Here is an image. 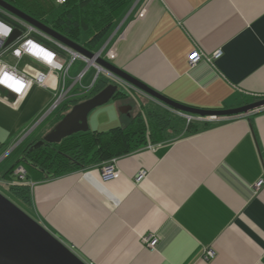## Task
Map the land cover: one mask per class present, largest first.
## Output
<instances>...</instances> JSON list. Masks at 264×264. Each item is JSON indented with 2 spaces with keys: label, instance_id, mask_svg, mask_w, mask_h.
Here are the masks:
<instances>
[{
  "label": "crops",
  "instance_id": "0c3cea01",
  "mask_svg": "<svg viewBox=\"0 0 264 264\" xmlns=\"http://www.w3.org/2000/svg\"><path fill=\"white\" fill-rule=\"evenodd\" d=\"M112 47L116 57L109 62L190 107L232 109L264 96V0H135L100 50ZM218 50L222 56L210 61ZM194 52L202 56L196 65ZM4 59L28 75L42 68L29 57ZM61 61L67 65L66 57ZM72 67L65 81L56 74V91L35 85L16 106L0 91L7 99H0V191L10 193L14 180L6 174L25 166V150L53 130L63 107L89 94L96 69L77 81L86 64ZM124 90L109 105L107 122L89 123L90 129L106 131L140 111L146 117L151 108L167 107ZM261 111L199 119L197 131L114 158L119 175L109 181L100 172L105 164L47 179L30 170V216L87 264H264ZM152 233L159 237L154 250L143 242Z\"/></svg>",
  "mask_w": 264,
  "mask_h": 264
},
{
  "label": "trees",
  "instance_id": "16d2710c",
  "mask_svg": "<svg viewBox=\"0 0 264 264\" xmlns=\"http://www.w3.org/2000/svg\"><path fill=\"white\" fill-rule=\"evenodd\" d=\"M31 18L53 28L67 39L82 44L90 52H97L106 42L114 26L124 17L135 0H66L56 3L54 0H5ZM87 37L84 43L82 38ZM111 81L99 77L83 97L68 102L59 113V121L71 108L102 91ZM126 96L120 88L114 99ZM264 99L255 96L253 102ZM264 108L259 109L262 112ZM185 113L168 109V107L151 108L146 117L139 112L131 122L115 126L109 130H92L74 134L59 143H46L30 151L27 148L24 157L38 166L25 164L28 176L26 181H14L10 184L11 195L24 205L32 204L33 182H30L29 171L38 170L44 179L46 173L53 177L81 170L90 165L102 166L112 159L134 153L148 144H159L169 137L188 131H197L199 119L188 122ZM207 125V123L205 124ZM36 143V142H34ZM22 163V162H21ZM19 163V164H21ZM11 168L6 177H13ZM44 171V172H43ZM210 260V259H209Z\"/></svg>",
  "mask_w": 264,
  "mask_h": 264
},
{
  "label": "water",
  "instance_id": "95a60500",
  "mask_svg": "<svg viewBox=\"0 0 264 264\" xmlns=\"http://www.w3.org/2000/svg\"><path fill=\"white\" fill-rule=\"evenodd\" d=\"M0 8L9 14L24 20L69 48L91 58L94 53L82 45L77 44L60 35L53 28L31 18L11 3L0 0ZM21 31L15 30L8 39L7 45L13 43ZM98 64L109 70L127 84L133 86L145 95H148L165 106L192 116L232 117L249 114L264 108V99L232 109L207 110L190 107L173 101L167 96L155 91L136 77L118 68L111 62L100 58ZM120 85L110 83L102 91L89 99L74 105L71 110L56 124L42 140L30 145L33 151L46 143H59L74 134L87 132L90 129L89 115L92 111L108 104L120 89ZM11 96H13L11 94ZM22 162L36 168L35 164L23 157ZM44 172V171H43ZM51 178L53 174L45 172ZM0 264H87L72 249L57 238L51 231L35 220L27 212L16 205L12 200L0 192Z\"/></svg>",
  "mask_w": 264,
  "mask_h": 264
},
{
  "label": "built area",
  "instance_id": "2783aa9c",
  "mask_svg": "<svg viewBox=\"0 0 264 264\" xmlns=\"http://www.w3.org/2000/svg\"><path fill=\"white\" fill-rule=\"evenodd\" d=\"M56 3H64L66 0H54ZM147 6L144 7L138 14V18H143L146 15ZM0 13L5 14L7 17L11 18L14 23H9L6 20L0 18V91L13 95V102L10 103L13 106L19 104L20 101L24 100L29 91L35 86L39 85L44 88H49L54 91L58 89V78L57 73H62L64 76V81L67 78L69 68L77 61H83L86 63V68L79 75L77 81L81 80L86 72L93 67L96 69L97 74L94 79L93 84L99 77H106L111 81L112 84L120 85L121 88H134L133 86L127 84L124 80L105 69L104 67L98 64V60L103 58L107 61L114 60L116 57V52L114 48H110L104 54L103 50L93 52L94 56L89 58L80 52H77L63 43L57 41L53 37L47 35L36 27L30 25L22 19H19L7 11L0 8ZM15 30L21 31V35L10 45H7L8 39L13 35ZM55 45L60 50L54 48L52 45ZM103 54L105 56H103ZM222 51H216L210 61L214 59H219L222 56ZM11 55L17 61L21 60L23 57H29L37 62L42 68L37 71L36 75H28L25 72L19 70L18 65H12L5 61L4 56ZM66 57L67 65H65L61 58ZM106 57V58H105ZM202 56L196 52L190 55V63L196 65ZM92 84V86H93ZM91 88V87H90ZM137 90V89H136ZM67 92H62L58 97L55 105L57 107L62 103ZM1 96V95H0ZM2 97V96H1ZM3 101H7L6 98L2 97ZM186 118L188 122L194 119H206L199 116H192L189 114L182 115ZM149 147H152L151 144H148ZM100 172L105 181L112 180L119 175V171L116 167V160H111L100 168ZM14 178H17L18 181H26L28 172L23 165L17 166L13 173ZM145 172L140 173V177H143ZM139 177V178H140ZM262 181L258 183L260 186ZM34 187V183L32 184ZM143 242L150 249L154 250L159 242V237L152 233L143 238ZM206 259H212L215 257V252L213 250H206L205 253Z\"/></svg>",
  "mask_w": 264,
  "mask_h": 264
},
{
  "label": "rangeland",
  "instance_id": "374dc122",
  "mask_svg": "<svg viewBox=\"0 0 264 264\" xmlns=\"http://www.w3.org/2000/svg\"><path fill=\"white\" fill-rule=\"evenodd\" d=\"M0 18H2V19H4V20H6L7 22H9V23H14L15 24V22L11 19V18H9V17H7L5 14H3V13H0ZM87 39V37L86 36H84V38H82V42L81 43H84L85 42V40ZM105 43V42H104ZM52 45V44H51ZM82 45V44H81ZM54 48H56V49H58V50H60L58 47H56L55 45H52ZM105 54H106V52H105ZM104 55V54H103ZM80 61V60H79ZM79 61H77L76 63H74L73 64V67L72 68H75L78 64H79ZM80 62H82L83 63V61H80ZM85 63V62H84ZM86 64V63H85ZM84 65V64H83ZM94 72V68L93 67H91L87 72H86V74L84 75V78L85 77H89L92 73ZM71 79V80H70ZM70 81H73L72 80V77L71 76H69V80L67 81V84H66V86H68L69 85V82ZM81 87V86H80ZM116 101L117 100H115V99H112L111 100V102L110 103H108V104H105V105H103V106H101V107H98L97 109H95L94 111H92L91 113H90V117H89V119H88V122L91 124H98V125H100L102 122H107V118H108V116L110 117V114L112 113V111H111V109H110V107L111 106H109V105H115L116 104ZM69 112V111H68ZM67 112V113H68ZM67 113H65V115L67 114ZM17 156L16 155H13L12 156V158L11 159H15ZM14 181H18V179L17 178H12ZM2 194H4L6 197H8L10 200H12L16 205H18L21 209H23L25 212H27L29 215L31 214L30 212H31V210H29V206H27V205H24L20 200H18V199H16V198H14L12 195H11V193H9L8 191H0Z\"/></svg>",
  "mask_w": 264,
  "mask_h": 264
}]
</instances>
